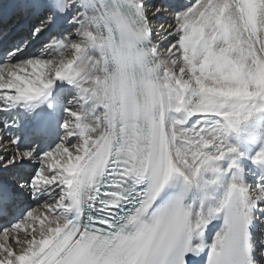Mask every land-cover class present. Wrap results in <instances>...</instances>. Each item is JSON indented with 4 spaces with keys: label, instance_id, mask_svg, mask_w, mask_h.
<instances>
[{
    "label": "snow or ice",
    "instance_id": "6c2138e0",
    "mask_svg": "<svg viewBox=\"0 0 264 264\" xmlns=\"http://www.w3.org/2000/svg\"><path fill=\"white\" fill-rule=\"evenodd\" d=\"M0 264H264V0H0Z\"/></svg>",
    "mask_w": 264,
    "mask_h": 264
}]
</instances>
